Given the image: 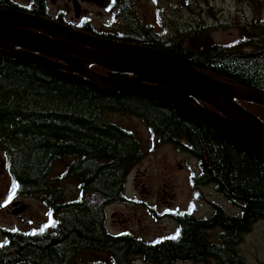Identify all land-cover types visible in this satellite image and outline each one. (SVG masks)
I'll return each instance as SVG.
<instances>
[{
    "label": "trees",
    "instance_id": "16d2710c",
    "mask_svg": "<svg viewBox=\"0 0 264 264\" xmlns=\"http://www.w3.org/2000/svg\"><path fill=\"white\" fill-rule=\"evenodd\" d=\"M245 27L230 44L186 46L165 43L153 35L136 44L172 54L228 84L264 93V27ZM90 68L111 77L127 76L94 65ZM237 102L264 122L263 106ZM108 112L134 115L163 142L187 151L197 160L199 181L213 183L238 205L240 215L228 216L219 210L213 220L205 221L173 214L184 230L183 242L169 241L171 237L146 242L129 233H109L105 207L125 201V178L142 154L133 132L110 121ZM0 147L10 179L8 195L15 184L12 196H38L50 213L47 227L29 231L0 227V264H73L84 253L103 254L104 259L93 264H133L136 258L161 264L187 253L177 250V245L200 243L194 233L201 234L213 222L245 232L264 219V159L235 147L207 124L188 121L170 104L136 93L87 88L2 55ZM64 157L71 161L62 176L73 178L78 189L70 200L61 199L55 185L58 178H48ZM198 253L192 247L190 255Z\"/></svg>",
    "mask_w": 264,
    "mask_h": 264
},
{
    "label": "water",
    "instance_id": "95a60500",
    "mask_svg": "<svg viewBox=\"0 0 264 264\" xmlns=\"http://www.w3.org/2000/svg\"><path fill=\"white\" fill-rule=\"evenodd\" d=\"M0 55L87 88L136 93L170 104L188 121L207 124L235 147L264 159V122L236 102L264 107V93L213 78L165 51L94 37L38 15L0 9ZM91 65L127 76L101 74ZM11 207L17 214L26 205L15 201Z\"/></svg>",
    "mask_w": 264,
    "mask_h": 264
},
{
    "label": "rangeland",
    "instance_id": "374dc122",
    "mask_svg": "<svg viewBox=\"0 0 264 264\" xmlns=\"http://www.w3.org/2000/svg\"><path fill=\"white\" fill-rule=\"evenodd\" d=\"M227 0H217L218 4H226ZM234 1V0H230ZM232 4L231 13L224 11L223 16L227 20H234L229 26H219L217 21L203 15L207 24L216 23L215 27L205 28L202 33L187 34L184 45L196 46L197 44H230L239 39L245 26L238 24V18L244 16L247 20L254 17L264 21L263 2L256 0H239L238 13L235 14ZM91 20L99 25L104 19L103 13H88ZM147 18L139 12L140 18L145 22L155 23V19H163L168 22V16L174 13H153L146 10ZM183 20L195 25V15L188 11L181 13ZM238 17V18H237ZM159 31V30H158ZM190 30H187L189 32ZM197 42L196 44L193 43ZM108 119L121 127L133 132L140 148L141 158L128 172L124 183V194L132 198L131 202L111 203L105 207L106 228L111 234L129 232L146 242L159 241L163 236L172 234L176 229V223L171 214L187 213L197 218H203L211 214L212 203L222 206L230 215L239 213V207L229 203L216 193L214 184L200 185L195 182L199 176L197 160L185 151L178 150L175 146L164 143L149 131L144 122L128 113L108 112ZM0 225L6 228H16L21 231L39 229L50 223L48 206L38 196L16 195L8 199L10 179L4 167V155L0 147ZM71 161L64 157L57 161L48 178L57 177L55 185L59 187L62 200L75 198L78 193L76 181L71 177H63L65 167ZM136 184H138L136 186ZM18 200L26 207L17 214H12L11 202ZM211 232L210 234H213ZM2 239L0 237V243ZM237 250L246 264H264V219H258L252 223L250 229L245 231ZM101 253H84L77 257L73 264H93L103 258ZM104 259V258H103ZM27 264V263H18ZM133 264H151L140 258L133 260Z\"/></svg>",
    "mask_w": 264,
    "mask_h": 264
},
{
    "label": "flooded vegetation",
    "instance_id": "af4514ba",
    "mask_svg": "<svg viewBox=\"0 0 264 264\" xmlns=\"http://www.w3.org/2000/svg\"><path fill=\"white\" fill-rule=\"evenodd\" d=\"M231 2L233 3L235 14H237L239 11L237 7L239 0H227L225 5L218 4L217 0H0V9L22 11L34 15H37L35 12H41V17L47 18L54 23L94 37L112 39L121 43H143L144 37L153 35L165 43L184 44L185 38H191L187 36V30L202 33L205 28L216 26V23L208 25L207 20L203 17L204 14L209 16V14L213 13L214 15L209 17L217 21L219 26L231 25L234 20H227L223 16L224 11L228 14L231 13ZM261 2L264 3V0H256V3ZM262 8L264 9V5ZM146 10L160 14L174 13V15L168 16V22L166 20L163 21V19H155V23H151L150 21L145 22L143 21L144 19L139 17L138 13H143V18H147L145 14ZM183 11H188L195 15V19H197L195 25H192V22L189 21L184 22L183 16H181ZM94 12L105 14L103 16L104 19L99 22V25L95 24L88 14ZM238 19V24L243 23V26L264 27V21L254 17H251L250 20H247L244 16ZM193 43L196 44L197 42L193 41ZM154 136L157 140L163 142L158 135ZM169 144L175 146L172 143ZM176 148L180 150L178 147ZM0 168H3L1 161ZM198 178L195 179V182L200 185L213 184L210 182L204 183L199 181ZM216 193L225 198L221 192L216 190ZM131 201L132 198H128L125 195L124 202ZM227 201L232 204L229 200ZM219 210L228 216L240 215V209L238 214L230 215L216 202L212 203V212L206 217L197 218L187 213H179L178 215L182 217H194L196 220L209 221L215 218ZM16 216H19V213ZM170 217L175 221L176 229L172 234L163 237H171L168 240L172 242H183L185 239L184 230L179 228V224L176 222L173 214ZM211 232L214 233L210 234ZM124 233L129 232L125 231L116 234ZM196 233H194V236L199 237L200 243L192 246L177 245L175 247L177 250L187 253L178 257L174 256L168 261L165 259L161 264H246L237 250V246L245 232L237 231L233 228L228 229L218 222H213L210 227L201 229V234ZM172 237H175V239ZM192 247L199 249L201 253L193 256L190 255Z\"/></svg>",
    "mask_w": 264,
    "mask_h": 264
},
{
    "label": "snow or ice",
    "instance_id": "6c2138e0",
    "mask_svg": "<svg viewBox=\"0 0 264 264\" xmlns=\"http://www.w3.org/2000/svg\"><path fill=\"white\" fill-rule=\"evenodd\" d=\"M15 188H16V185L14 184V185H13L12 192H10L8 199H11V198H12V194L14 193ZM54 223H55V222L53 221L52 224H54ZM47 226H48V225H45V227H47ZM40 230L43 231V228L40 229ZM13 231H15V229H13ZM172 238L175 239V237H172Z\"/></svg>",
    "mask_w": 264,
    "mask_h": 264
}]
</instances>
